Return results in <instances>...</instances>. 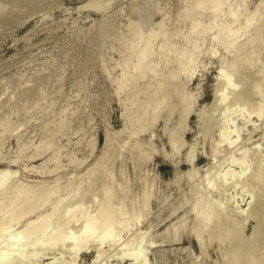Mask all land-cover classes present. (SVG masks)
Here are the masks:
<instances>
[{"label": "rangeland", "instance_id": "374dc122", "mask_svg": "<svg viewBox=\"0 0 264 264\" xmlns=\"http://www.w3.org/2000/svg\"><path fill=\"white\" fill-rule=\"evenodd\" d=\"M185 2L0 0V171H11L7 187L22 179L40 194L55 185L62 195L70 192L49 236L58 227L65 236L83 228L81 210L78 221L64 220L80 195L81 209L98 216L113 182L110 207L121 213L113 225L118 237L105 241L100 254L91 242L77 251L70 241L49 247L52 236L42 249L20 241L13 246L20 259L10 264H251L254 257L264 264V112L249 111L264 107V0H247L244 12H258L259 20L232 47L212 43L227 3L191 13L201 34L189 44ZM144 10L154 30L149 68L120 88L122 70L135 68L137 59L122 64ZM248 36L253 42L241 46ZM225 77L232 87L223 85ZM176 139L181 144L174 148ZM57 198L28 210L16 227L9 221L11 231L47 215ZM194 208L209 209L214 222L226 210L236 236L220 242L213 227L197 234ZM9 210L1 213L6 219ZM3 237L0 252L14 250L12 238ZM139 240L143 263L127 253Z\"/></svg>", "mask_w": 264, "mask_h": 264}, {"label": "bare ground", "instance_id": "6f19581e", "mask_svg": "<svg viewBox=\"0 0 264 264\" xmlns=\"http://www.w3.org/2000/svg\"><path fill=\"white\" fill-rule=\"evenodd\" d=\"M225 3L228 4V10L226 12H224L227 16L226 22H224L223 24L219 23V24L215 25L214 28H212V36H213L212 40L213 41L212 40H210V41H212V43H214V42H219V41L225 40L226 42H228L227 45L232 47L233 44H236L237 42L242 40L243 37L249 35L251 28L256 24L257 20H259L258 19L259 15H258V12H252L249 14L246 12L247 13V15H246V13L244 11H246L245 6L247 3V0H188L187 5L185 2V5H186V7H185V14L186 15L185 16H187V18H185V17H183V18H185L186 20H188V18H189V20H190V24H189L190 29H188V32L186 35V37H187L186 40H188L189 44H190V42H194L195 38L198 39V37H193L195 35L194 33H197V36H198V34L199 35L201 34L199 32L200 23H199V21H197V19H195V17H193L191 15V13L194 12V10H202L204 8H207V7L217 9ZM139 19H140L139 22L137 24L134 23L135 25H133L134 36L131 39V41L129 42V44H127L128 45L127 46L128 51H127L126 57L124 58L125 59L124 63L122 64L123 69H124L129 65L130 59H133L134 61H135V59H137L136 64H135V68H134V70H129V71L128 70H122V74H121V77L119 80V87L120 88L126 87V85L128 84V80L131 79V77L133 76L134 73H136L137 78L144 77V74L146 73L147 69L149 68V64H150L149 62H150V56H151L150 48H151V43H152V39H153V35H154V30L151 29V27H152V25H151L152 13L150 11L144 10L143 13L141 14V16L139 17ZM136 21H137V19H136ZM187 23H189V22H187ZM251 42H253V39H252V37L250 38V36H248L247 40L245 42L241 43V46H246L247 44H249ZM137 43L140 45L136 47ZM190 58H193V56L191 55L189 57V59H184L183 63L184 64L190 63ZM244 60H245L244 58H241V61H244ZM187 66H188V64H187ZM220 76H224V75L220 73ZM223 81H224L223 85L227 86L228 88L232 87V82L229 81L226 77L223 78ZM222 95H223V101H224L226 98L225 91L222 92ZM159 106H160V103L154 102L153 111L156 112L158 110ZM249 111H251L254 114H257L258 117H261L263 115V112H264V107L260 106V107L255 108V106L252 105V106H250ZM140 116H138V119L140 118ZM224 135H226V134H224ZM226 138H228V137H226ZM226 138H225V141H222L223 143L230 141V140L226 141L227 140ZM229 143H227L228 144L227 146L230 148L229 145L231 144V147H232L234 142L230 143V144ZM180 144H181V140H178V139H176L173 142L174 148L179 147ZM241 166H242V164H241ZM5 171L6 172L3 171L4 172L3 175H2L3 172L0 171L1 172L0 176H2V178L4 179V180L2 179L3 181L0 179V181H2V184H1L2 188L0 187V240H2V237L4 236V234L6 232L7 233L9 232L8 234H10V232H12L11 230L15 224L16 225L14 227L19 225V223L21 224L22 219H23L22 222L24 221L23 217L27 214L28 210H31V209L32 210H43L44 206L47 205L48 201L50 199H52V196H54V195L58 196V198H57L58 203H57V205H55V207L51 211H49L51 213L46 211L45 214L47 212L48 213H47V215H44L43 212H40L43 214L42 215L43 217L41 218V216H38L37 218H39V219L41 218V220H39V219L35 220L34 219V222L32 220L33 223L30 221L31 223L30 224L28 223L29 225L23 226L25 229L21 228V230H18V233H16V234H14V232H12L14 234V236H12V237H11V235H13V234L7 235L8 237L10 236L12 238L11 239L9 237L11 240H9V242H8V243L11 242L12 247L13 246L14 247L19 246L20 241L25 242L24 244H27V243L32 244L31 241H33V245H35L36 247H39L41 245V249H42V248H46L48 245H50L49 247H52L54 243L56 246V244L60 243L62 240V241H65V243L70 241L72 244L70 242H69V244H71V246L73 248H75L74 251H77L78 249H80V245L82 243L84 245L96 243V245L94 244V246L95 247L97 246L96 247V248H98L97 253L99 252V254H100L101 250L99 251V249L102 248L101 246L103 245V243L105 241H107L111 238L118 237V233L116 234V231H115L113 225H114V221L115 220L117 221V217L121 216V213L117 210H116V212H114L115 210L113 211L112 210L113 208L111 209V207H110L111 203H112V199L114 197H116L115 193L117 190V186H115V184H114L115 182H113L111 187L108 189L109 193L107 195L108 196L107 197V205L101 209L100 214L98 216H96V215L90 216L91 214H89V216H88V213L85 210H82L83 208L81 209V207L83 206V204H81V202L84 200L82 196H84V195H80L79 196V197H81L80 200L78 199L79 201H77V204L76 203L74 204L76 206L73 205L72 206L73 208L71 207V210H69L70 208L68 209L69 211L66 210L65 216L67 217V219L65 218L64 220L66 222L69 220L68 221L69 224H70V221H72V223H73L75 217L77 218V216H78L77 213H79V211L81 210L82 213L80 212L81 213L80 215L83 217V221L85 220V222H82L84 224V226L81 224V227L83 226V228L79 227V228H81V230L80 229H79L80 231L75 230V232L77 231L76 233L70 232L68 230L70 233H68V231H66V233H68V234L65 236V232L63 231L64 232V234H63L61 231L63 228L60 226L62 228L61 229L57 226L58 229L51 228V230L53 229V232L51 231L52 234L54 233V235H52L53 236L52 237V236H49L50 226L56 228V225H57L56 222L54 221L53 217L58 212V209L61 208L60 207L61 204L62 203L64 204V201L68 200L67 196L70 195L69 194L70 192L69 193L67 192L69 195L68 194L62 195L58 192L59 185H55L54 187H52L51 189L46 191V193L40 194L38 192L37 187L33 186L32 184H31L32 185V187H31L30 184L29 185H28V183L26 184L24 181H22V179L20 180L21 182H19V181H17L18 183L14 182L15 184L17 183V185L14 186V183H11L10 184L11 186L9 187V185H8V187H7V184H6L7 180L6 179L8 177H11V176H9V175H11V174H9V172L11 173V171L8 169H6ZM243 172H245V170H243ZM4 175L6 176V178H4L5 177ZM225 177L223 176V178L220 180L225 181V179H227V175ZM9 180H10V178H9ZM4 185H6V189H5ZM29 187H30V189H29ZM3 188H4V190L2 191ZM210 188H211V186H210ZM210 188L208 186V189H210ZM204 194H206V192L203 193V195ZM113 201H114V199H113ZM199 202H200V197H199ZM21 205H22L23 212H22V214H19L18 209H21L20 208ZM5 209H10L9 211H10L11 215L7 219L5 218L4 215H1L2 211ZM194 210L195 211H193V212H195V215H196V219L195 218L194 219L197 220V222H195L196 226L194 229H195V232H198L197 234L201 235L204 233V231L208 227H213L216 230V235H217V238L219 239L220 242H224V241L230 239V237L233 234H234V236H236L235 235V231H237L235 229V227L237 226V225H235L236 221L233 218H230L232 215L231 216L227 215L226 210H225V213L220 216V219L217 222L213 221V215L211 214V211L209 209H202V208L195 209L194 208ZM231 213L232 212H230L229 215ZM143 215H142V217H143ZM82 217H80V218H82ZM38 220L40 222L41 221L44 222V223L42 222V224H41L42 226L44 225L43 226L44 228L42 227L41 232L38 230L39 229L38 227L40 225L39 224L40 222ZM141 220L142 219H140L139 221H141ZM245 220H246V218H245ZM9 221H10V224H11V222L13 223V226H9L10 225ZM75 221H78V220L75 219ZM106 221H108V224H106V226H105L104 223H106ZM132 221H133V219H130V220L128 219V225L130 223H132ZM66 222H63V223L66 224ZM52 223H55L54 224L55 226H52L51 225ZM63 223H61V224H63ZM65 224H63V225H65ZM124 224L127 226L128 229L130 228V227H128L126 222ZM6 226L10 230L7 229L8 231H5V233H4ZM103 226H105V228ZM129 226H133V224H131ZM20 227L21 226H19L18 228H20ZM66 227L69 228V225H67ZM176 229H179V227ZM36 230L39 231L40 233L36 232ZM54 230H57V231H54ZM58 230H59V232H58ZM167 231H169V229ZM32 233L33 234L38 233V235L34 234V236L35 237L38 236V238L35 239V237L33 236ZM60 233H62V234H60ZM240 233H239V235H241ZM258 233H259V230H258V232H256V234H258ZM28 234L31 235V237L33 239L29 238L30 239L29 240ZM62 235H64L65 237ZM7 236L3 237V239L4 238L6 239ZM26 236H28V237L26 238ZM170 236H172V235H170ZM51 237H52V239L48 240V241H50V243L49 244L47 243L46 244L47 246H46L45 243L48 242L47 238H51ZM133 238H135V237H133ZM163 238H165V237H163ZM23 239H25L26 241ZM130 240H131V238H130ZM232 240H234V239L232 238ZM138 242H139V243H137L138 247L136 248L135 251L133 250L131 252H127V253H129L128 256L133 258V260H137V262L140 258H141L140 261L144 259L143 258V256H144V254H143L144 253L143 242L144 241L139 240ZM17 243H19V245ZM129 243H131V242L128 240L127 243H125L124 246H122V247H124V248H122L124 250V253H126V251H127L126 249H127V246L129 245ZM21 244H23V243H21ZM31 244H29V245H31ZM151 244L153 245L154 241L151 242ZM155 244H156V242H155ZM9 246H11V245H9ZM44 246H46V247H44ZM81 246H83V245H81ZM91 247H92V244H91ZM148 248H150V247H148ZM37 249L39 250V248H37ZM37 249H35V251H37L36 253L38 254ZM14 250H15V248H14ZM14 250L10 249L8 251H3L4 253L0 252V264H10L12 262L14 263L15 260L20 259L19 254L16 255L17 249L15 251ZM18 253H20V252H18ZM141 253L143 256L141 255ZM31 254H33V256L35 255L33 253V251ZM32 259H34V258H32ZM76 260H74L73 262L71 261L72 263L70 262V264H76ZM251 262H249V263H251V264H262V262L260 261V258H255V257L251 259ZM136 264H138V263H136Z\"/></svg>", "mask_w": 264, "mask_h": 264}]
</instances>
